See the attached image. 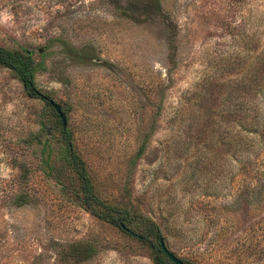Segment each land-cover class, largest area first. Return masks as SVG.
Masks as SVG:
<instances>
[{
    "label": "rangeland",
    "instance_id": "374dc122",
    "mask_svg": "<svg viewBox=\"0 0 264 264\" xmlns=\"http://www.w3.org/2000/svg\"><path fill=\"white\" fill-rule=\"evenodd\" d=\"M128 2L0 0V46L33 55L37 90L67 111L103 201L152 218L187 264H264V0H160L154 18ZM64 146L46 102L0 66V264H155L148 244L81 204L75 180L56 179ZM77 242L98 253L68 260Z\"/></svg>",
    "mask_w": 264,
    "mask_h": 264
},
{
    "label": "trees",
    "instance_id": "16d2710c",
    "mask_svg": "<svg viewBox=\"0 0 264 264\" xmlns=\"http://www.w3.org/2000/svg\"><path fill=\"white\" fill-rule=\"evenodd\" d=\"M116 1L117 0H112V3H116ZM126 10L132 15H134L137 11H142L143 14L140 15H146L148 13L149 17L153 18L156 16H162V5L160 0H129ZM0 66L11 70L13 74L23 82L24 86L28 89L29 94L32 97L42 99L34 92L37 90L35 84V75L39 66L35 63L33 55L30 52H27L26 50H8L0 46ZM256 78L258 77L255 76L254 80L251 81V87L253 89L258 87L262 89V85ZM43 101L46 102L45 100ZM46 104L53 115L57 118V122L62 128V134L65 138V146L62 149V155L64 157L65 163L63 167L59 168L60 170H56L60 173L59 176H56V179L60 183H64L61 180V177L68 179L69 182L75 180L73 193L76 198L80 200L81 204L98 219L107 221L113 226L119 228L125 234L137 237L144 243L148 244L154 252L155 264H174L168 259L161 248L160 240L164 239L165 241L166 239L163 234V230L158 223H156L152 218L146 217L140 212V210H137V208H134L128 203L113 205L103 201L98 196L89 170L84 160L78 154L73 145L72 134L69 131L63 129L61 120L55 109L48 102H46ZM62 109L64 113L67 114V111L64 108ZM243 109V103H238V113L236 119H238L240 127L242 130H244V132H249L251 130L255 132V127L258 120H249V118L245 116L247 113L242 112ZM245 112H247V109ZM158 113L161 115V107L159 108ZM231 116L233 115L231 114ZM238 143L239 145L243 143L244 147H246L243 150L248 151L251 149V146H249L248 142H246L247 144H244V141L242 140ZM145 150L146 145H141L135 156L131 158V170L137 165V161L145 154ZM41 154L43 163L48 167V175H53V173H55V168L50 167L52 150L50 149L49 142L44 144ZM18 167L20 168L19 170L21 172L20 181L24 182L29 177V170L21 162H18ZM66 186L67 184H65V187ZM125 190L128 194L127 196L130 197L129 181L125 186ZM15 202L19 206L27 204L28 196L22 193L16 197ZM97 253V249L91 243L77 242L69 246L66 254L68 260L71 257V259H73L75 262L81 263L92 259ZM182 261L184 264H187V261Z\"/></svg>",
    "mask_w": 264,
    "mask_h": 264
},
{
    "label": "water",
    "instance_id": "95a60500",
    "mask_svg": "<svg viewBox=\"0 0 264 264\" xmlns=\"http://www.w3.org/2000/svg\"><path fill=\"white\" fill-rule=\"evenodd\" d=\"M35 94L42 98L43 100H45L46 102H48L56 111V113L58 114L63 129L67 130V126H68V120L66 117V114L64 113L62 106L60 104H58L56 101L52 100L51 98H49L48 96L42 94L41 92H39L38 90L34 91ZM160 245L162 250L164 251V253L166 254V256L168 257V259L173 262L174 264H184V262L173 252L171 251L167 245L166 242L164 241V239L160 240Z\"/></svg>",
    "mask_w": 264,
    "mask_h": 264
}]
</instances>
